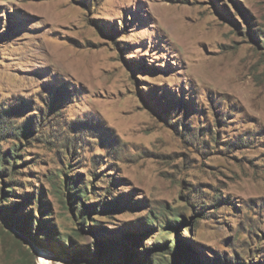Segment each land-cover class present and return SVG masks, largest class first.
I'll list each match as a JSON object with an SVG mask.
<instances>
[{
	"label": "rangeland",
	"instance_id": "rangeland-1",
	"mask_svg": "<svg viewBox=\"0 0 264 264\" xmlns=\"http://www.w3.org/2000/svg\"><path fill=\"white\" fill-rule=\"evenodd\" d=\"M0 197V264H264V0H0Z\"/></svg>",
	"mask_w": 264,
	"mask_h": 264
},
{
	"label": "trees",
	"instance_id": "trees-1",
	"mask_svg": "<svg viewBox=\"0 0 264 264\" xmlns=\"http://www.w3.org/2000/svg\"><path fill=\"white\" fill-rule=\"evenodd\" d=\"M15 152V151H14ZM12 156L14 157V158H16L18 161L17 162H19L20 161V157L19 156H17L16 154H13L12 153ZM12 163L13 164H15L16 163V161H12ZM2 181V180H1ZM66 185H67V189H69L70 191H73L74 193H71V197H78V193L75 191L76 189H78V187H76L75 185H73L71 182H67L66 183ZM73 188H72V187ZM39 203V206H41L40 205V201L38 202ZM45 204H47V203H45ZM3 204H2V200H1V197H0V207H2V209H3V214H8V212H10V211H13L14 210V208L13 207H11V208H4L3 206H2ZM79 214L80 215H82V211H79ZM27 215H30V214H27ZM5 219L7 220V222H11V224H16V222L17 221H14V220H12L11 219V217H5ZM23 219V228H24V224H26V222L28 221V222H30V217L28 216V217H23L22 218ZM44 220V219H43ZM176 221V220H175ZM44 222V221H43ZM45 222H46V219H45ZM40 223V222H39ZM39 225V224H38ZM16 227H17V229H19L21 232H24V231H22V227H19L18 228V226L17 225H15ZM28 232V231H27ZM50 233H52V231H50ZM44 236H47L48 238H49V236L51 237V235H49V234H47V233H44ZM175 242L177 243V240L175 239ZM142 247H143V243H142ZM167 247V246H166ZM192 252H194L191 248H186L184 251H183V253H184V255L185 256H183V260L182 261H179L178 262V264H189V262L187 261V259H186V257H188L189 256V254L190 253H192ZM192 255V254H191ZM112 259H113V256H112ZM111 259V257H110V259H109V262L107 261V263L108 264H114V260H112ZM138 261V260H137ZM131 264V263H130Z\"/></svg>",
	"mask_w": 264,
	"mask_h": 264
},
{
	"label": "bare ground",
	"instance_id": "bare-ground-1",
	"mask_svg": "<svg viewBox=\"0 0 264 264\" xmlns=\"http://www.w3.org/2000/svg\"><path fill=\"white\" fill-rule=\"evenodd\" d=\"M39 264H48V261L45 257H40L39 258Z\"/></svg>",
	"mask_w": 264,
	"mask_h": 264
}]
</instances>
